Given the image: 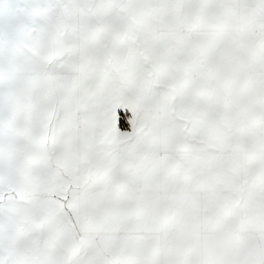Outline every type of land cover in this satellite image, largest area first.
Segmentation results:
<instances>
[{"label": "rangeland", "instance_id": "rangeland-1", "mask_svg": "<svg viewBox=\"0 0 264 264\" xmlns=\"http://www.w3.org/2000/svg\"><path fill=\"white\" fill-rule=\"evenodd\" d=\"M0 264H264V0H0Z\"/></svg>", "mask_w": 264, "mask_h": 264}]
</instances>
